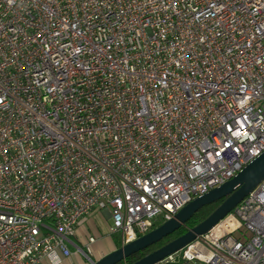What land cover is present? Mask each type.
Wrapping results in <instances>:
<instances>
[{
    "label": "built area",
    "instance_id": "built-area-1",
    "mask_svg": "<svg viewBox=\"0 0 264 264\" xmlns=\"http://www.w3.org/2000/svg\"><path fill=\"white\" fill-rule=\"evenodd\" d=\"M263 151L264 0H0V264H91L92 210L122 247ZM182 262L264 264V179Z\"/></svg>",
    "mask_w": 264,
    "mask_h": 264
},
{
    "label": "water",
    "instance_id": "water-1",
    "mask_svg": "<svg viewBox=\"0 0 264 264\" xmlns=\"http://www.w3.org/2000/svg\"><path fill=\"white\" fill-rule=\"evenodd\" d=\"M263 179L264 151L252 162L243 167L231 180L211 189L203 196L192 200L180 209L172 219L163 222L136 240L105 254L91 264H117L129 256L159 243L168 235L175 233L202 207L222 200L218 207L202 222L131 263L156 264L167 256L180 251L201 236L209 233L219 222L229 215Z\"/></svg>",
    "mask_w": 264,
    "mask_h": 264
},
{
    "label": "crops",
    "instance_id": "crops-1",
    "mask_svg": "<svg viewBox=\"0 0 264 264\" xmlns=\"http://www.w3.org/2000/svg\"><path fill=\"white\" fill-rule=\"evenodd\" d=\"M110 215L107 209H94L86 217L81 219L76 227V236L72 238L79 246H84L89 235L96 237V242L90 246L92 260H98L105 254L116 248L110 243L109 233ZM117 247V246H116ZM78 255L73 254L64 258L60 253L45 256L41 264H85L86 262ZM84 261V262H83ZM89 264V262H87Z\"/></svg>",
    "mask_w": 264,
    "mask_h": 264
},
{
    "label": "trees",
    "instance_id": "trees-1",
    "mask_svg": "<svg viewBox=\"0 0 264 264\" xmlns=\"http://www.w3.org/2000/svg\"><path fill=\"white\" fill-rule=\"evenodd\" d=\"M222 202V200L215 202L213 204L210 205H206L204 207H202L201 209H199L194 215L193 217L188 220L186 222V224L184 226H182L179 230H177L175 233L168 235L167 237H165L163 240H161L159 243H156L148 248H146L143 251H140L134 255L129 256L128 258L124 259L123 261L117 263V264H131L134 261H136L137 259L141 258L142 256L146 255L147 253L159 248L160 246L168 243L169 241H171L172 239H174L175 237L185 233L188 229L194 227L195 225L199 224L200 222H202L205 218H207L217 207L218 205ZM162 224V223H160ZM159 224V225H160ZM158 225V226H159ZM157 227V226H156ZM155 227V228H156ZM154 229V228H153ZM152 228L149 230L151 231ZM148 231V232H149Z\"/></svg>",
    "mask_w": 264,
    "mask_h": 264
},
{
    "label": "rangeland",
    "instance_id": "rangeland-1",
    "mask_svg": "<svg viewBox=\"0 0 264 264\" xmlns=\"http://www.w3.org/2000/svg\"><path fill=\"white\" fill-rule=\"evenodd\" d=\"M259 104H256V106H258ZM161 218L160 217H156L154 218L151 222H150V229L152 228H155L156 226H158L160 223H161ZM109 240H110V243H112V245L115 247V248H119V238H118V235L117 234H113L111 237H109ZM117 246V247H116ZM73 252H74V249H71ZM79 257L82 258L81 255H78ZM86 263L85 264H88L87 262H89L85 257H83V259ZM83 261V262H84ZM184 262H182L183 264ZM191 264H203V263H200V262H193Z\"/></svg>",
    "mask_w": 264,
    "mask_h": 264
},
{
    "label": "bare ground",
    "instance_id": "bare-ground-1",
    "mask_svg": "<svg viewBox=\"0 0 264 264\" xmlns=\"http://www.w3.org/2000/svg\"><path fill=\"white\" fill-rule=\"evenodd\" d=\"M225 224H226V223H225ZM214 235H215V236H218V235H219V231H218V230H215V231H214Z\"/></svg>",
    "mask_w": 264,
    "mask_h": 264
}]
</instances>
